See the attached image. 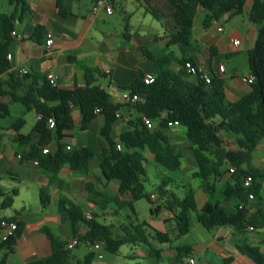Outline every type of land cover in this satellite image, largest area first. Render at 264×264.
I'll use <instances>...</instances> for the list:
<instances>
[{"label":"trees","instance_id":"1","mask_svg":"<svg viewBox=\"0 0 264 264\" xmlns=\"http://www.w3.org/2000/svg\"><path fill=\"white\" fill-rule=\"evenodd\" d=\"M249 1L253 3L249 18L257 33L254 46L247 53L249 70L255 77L247 95L230 101L223 79L210 74L208 83L197 74V80L191 82L161 66L154 73L153 83L146 84L144 75L138 74L129 86L123 88L132 95H139L138 102L120 104L113 101L108 91L98 84L95 75L101 72L96 68L86 70L84 87L71 90L53 87L45 75L11 73L4 79L10 68L8 55L12 45L14 22L20 11L23 13L28 10L25 0H10L12 5H17L14 12L10 15L0 14V97L9 96L22 103L29 112L34 111L41 115L39 122L47 129L24 157L36 162L49 174L50 184L58 182L56 177L64 167L87 174L90 162L95 157L98 158L106 182L117 184L119 197L114 200L116 210L129 207L135 213V202L147 199L153 203L150 195L145 193L147 159L144 152H149L153 161L166 170L175 172L181 167L180 158L170 149L167 134L172 127L169 124L178 122L179 126L186 130V139L198 167L195 176L205 183L204 191L208 198L206 205L200 210L192 188L188 189L182 199L175 200L173 204L178 212L173 213L177 221L178 236L184 237L190 233L192 214L196 215L197 221L208 231L217 227H232L237 233L246 234L249 226L255 230H264V172L251 166L254 153L264 140V0H167L178 28L171 35L169 44L192 43L194 21L199 8L208 12L201 22L207 29L211 22L227 14L242 15ZM57 2L62 12L61 0ZM153 15L157 16L155 13ZM40 29L41 27L37 28ZM167 59L160 60V63L166 62ZM187 62L192 63L188 59L182 60L184 66ZM24 84L27 90L23 94L17 93L18 88ZM124 108L130 109L134 118L129 121V129L119 136L117 141L122 144L123 149L118 150V142L112 138V133L118 120L116 115ZM73 109L80 112V130L83 132L89 131L92 122L97 118L96 109L101 110L105 124L100 135L107 144L104 150L93 152L86 146L69 148L65 143L67 133L75 129ZM9 115L8 105L0 102V120ZM143 116L159 121L158 125L148 128L142 120ZM50 119L54 120L53 128H50ZM24 125L25 120L20 118L13 124L12 129L18 132ZM2 139L0 128V142ZM19 139L24 137L20 136ZM229 139H232L234 150L228 149ZM52 142L56 143L55 152L42 154ZM226 175L229 178L223 190V201L231 204V210L222 205L217 197L219 183ZM248 176L253 177V182L250 187H245L244 180ZM165 187V184L159 187L161 197L164 196ZM12 194L17 195V191L14 190ZM126 195H130V200L121 199ZM250 195L253 199H250ZM13 201L12 196H8L0 188V210L12 206ZM39 201L43 209L49 207L50 185L40 188ZM90 202L98 205L93 199H90ZM57 208L60 213L69 217L73 235L79 238L80 243L94 246L100 242L103 243L105 251L117 255L124 245L139 241L133 240V237H139L145 242V223L134 227L135 234L123 229L125 237L116 239L113 225L99 222L97 216L91 220L86 219L84 207L66 196L59 198ZM158 209H152L151 213H159L156 212ZM3 221L16 224V229L11 235L0 239V264H9L25 224L17 220V215L10 218L0 217V238ZM83 227L86 231L81 233ZM41 232L50 242L51 254L27 264H70L72 250L67 249L48 227H43ZM156 236L161 242L168 241V235L156 232ZM237 247L252 264H264V246L247 244ZM175 251L179 264H185L184 259L194 255L193 246L178 247ZM96 257L97 254L90 251L78 264H92ZM233 261L234 258L230 257L224 259L223 264H231Z\"/></svg>","mask_w":264,"mask_h":264},{"label":"crops","instance_id":"2","mask_svg":"<svg viewBox=\"0 0 264 264\" xmlns=\"http://www.w3.org/2000/svg\"><path fill=\"white\" fill-rule=\"evenodd\" d=\"M8 1L10 10L5 14L10 15L17 5H12L10 0ZM25 2L28 10L18 13L13 30V32L22 34L23 38L20 40L11 34L12 45L8 55L10 56L8 58L10 68L4 75V79L11 73L23 75V70L27 71V74L45 76L53 74L57 78L59 87L71 90L75 87H84L86 85V70L96 68L101 74L95 75V79L116 102L123 93V88L129 86L138 74L154 75L161 66L181 78L195 82L197 75H189L182 63L183 59H188L200 74H212L223 79L227 98L230 101H236L251 91V86L243 81L244 77L251 74L250 70L245 74L228 73L226 62L220 58V56H224L226 60L232 59L241 52H248L253 48L257 30L249 18L253 4L251 1L246 4L242 14L247 15L248 18L227 14L219 20L211 22L207 29L202 26L201 22L208 12L199 8L194 21L193 39L190 45L169 44L171 35L178 28L167 0H110L109 3L114 8L112 14H108L104 10L93 14L92 7L95 0H61L62 12L59 10L57 0H25ZM118 9L123 14V20L115 16ZM153 13L157 16L155 17ZM229 24L232 25L229 26ZM116 25L119 26L118 31ZM238 25H240L239 29L235 28ZM38 27L41 29L37 30ZM219 27L223 29L221 32L218 31ZM48 31L55 35V47L51 53L47 52L45 46V34ZM236 39L241 41L237 48L233 45V41ZM164 58L168 59L161 64L160 60ZM221 66L224 67V71L220 70ZM26 90L27 87L24 84L18 88L17 93L23 94ZM0 102L8 105L9 117L13 111L24 114L23 110L17 106L19 104L28 113H33L32 119L34 120V124L31 125L27 115L21 117L25 120V125L18 132L12 129L14 123L7 127L0 126L3 134V139L0 142V188L8 196L11 195L10 191L6 190L7 188L12 193L16 190L17 195L13 196L24 199L30 193H36L39 197L40 188L50 185L51 203L47 209L42 208L44 214L39 220L28 223L17 214V220L24 222L25 227L16 246L18 253L15 249L16 254L12 255L15 257L10 259L9 264H27L51 254L50 242L41 232L43 227H48L66 246L75 238L69 217L58 211L57 203L60 197L66 196L76 204L83 206L85 214L91 213L92 217L97 216L98 218L101 216V212H97L99 211L97 205L91 203L90 199L95 200V196L100 194L99 197H102L104 202L103 208L100 210H104L108 208V202H114L119 196L117 184L106 182L96 157L90 162L87 174L64 167L56 177L58 182L50 184L49 174L36 162L24 157L27 151L37 144L47 129L39 122L38 115L34 111L29 112L22 103L9 96L0 97ZM119 114L120 118L114 124L112 133V138L116 141L124 131L129 129V121L134 118L130 109L124 108ZM72 116L75 129L68 132V137L64 140L69 148L86 146L93 152H100L107 147L105 140L100 135L101 128L105 124V119L101 114L92 122L90 130L84 132L80 130L79 110L73 109ZM158 123L159 121H154V126H157ZM167 134L170 139V149L181 161L180 169L175 171L178 179H168L163 182L166 185L163 190L164 196L161 197L162 202L156 207L159 208L156 211L159 213L154 215L151 213L150 218L143 222L146 224L145 228L143 227L145 242L143 243L140 238L133 237V240L139 241L126 244L130 246L131 251L125 255L120 251L117 254L124 259L138 260L137 262L145 260L149 262L148 264H161L164 261H166L165 264H179L176 260V248L192 245L179 244L178 226L173 213L178 212V209L173 203L176 199H182L189 188L195 192V201L199 210L208 201L204 191L205 183L201 179L197 185L190 184L186 180H191L190 175L193 179H198L195 176L198 167L186 139V130L181 126H172ZM20 136H23L24 139H19ZM228 141V149L234 150L232 139ZM260 145L254 153L251 163L252 167L259 169L261 168L255 161L256 156L263 155L264 161V149L260 150ZM46 149L48 153H54L56 143L52 142ZM150 158L153 160L151 154ZM254 161L256 166L253 164ZM4 175H7L10 180H4ZM228 178L229 176L226 175L221 179L217 197L222 205L231 210V204L223 201V190ZM262 183V195L264 196V179ZM108 188L115 192L113 197L109 196ZM152 195H155L156 199H151ZM121 199L128 201L130 195ZM150 199L157 202L158 194L151 193ZM138 202L134 203L135 213L138 212L136 207ZM116 213H110V215L119 216V213H117L118 215ZM194 217L196 215L192 214V221ZM127 219L130 217L128 216ZM110 225L114 226L116 239L125 237L123 229L128 230L127 227L113 223ZM130 226L132 229L134 228L131 223ZM153 230L168 235V241L161 242L158 238L150 237L149 232ZM55 231L59 234L57 235ZM85 231L86 228L83 227L81 233ZM206 231L210 236L206 237L205 241L193 246L194 255L190 256L195 257L201 264H209L206 261L207 255L211 259L220 257L223 260L233 257L234 261L231 264H252L251 260L239 251L238 247L235 249L230 246L231 242H238L237 246L238 244L264 246V230L251 232L247 229L246 234H239L233 228L217 227L210 231L206 229ZM5 236L2 232L0 239H4ZM227 245L231 250L227 248ZM87 246L88 253L93 251L91 246ZM94 252L97 257L92 264H112L98 262L105 259L104 247ZM99 254H102L101 259L98 257ZM73 255L70 264H78L81 260H77ZM187 259H184L185 263Z\"/></svg>","mask_w":264,"mask_h":264},{"label":"rangeland","instance_id":"3","mask_svg":"<svg viewBox=\"0 0 264 264\" xmlns=\"http://www.w3.org/2000/svg\"><path fill=\"white\" fill-rule=\"evenodd\" d=\"M10 10L9 7V1L8 0H0V12L1 13H8V11ZM142 10V9H141ZM116 17H118L119 19L123 20V14L121 13V11L118 9V11L115 14ZM248 18L247 15H241L240 18ZM233 23V22H231ZM232 24H229V26ZM117 31L119 29V26L116 25L115 26ZM240 27V25L235 26V28ZM197 31V30H196ZM247 51L241 52L240 54L236 55L235 57H233L232 59H227L224 56H220L221 60L226 62L227 64V68H228V73H238V74H245L249 71V67H248V61H247ZM17 106L19 108H21L24 112V114H19L17 111H13L12 115L8 118L2 119L0 120V126H9L12 125L13 123H15L18 119H20L21 117H24V115H27L29 120H30V124H34V120L32 119L33 113H28L24 107L22 105L17 104ZM260 150L264 149V141L262 142V145H260ZM144 156L147 159V162L145 163V171H146V177H145V193L147 195H150L151 193L156 192L158 194V201L157 202H153L150 203L147 199H142L140 200L136 207H137V211L136 213H133L132 210L129 207L123 208L121 210H116L117 206L114 202H108L107 203V207L104 210H100V206L104 205L103 202V198L102 197H96L95 201L98 204L97 205V212H101V216L97 218V220L103 224L106 225H110V224H118V225H124L125 227H127L128 231H130L132 234H135V228H131V225H134V227H136V225L138 224H142L145 220L149 219L151 216V209L156 208L162 201H161V195L159 193V187L162 186L164 181H167L168 179H173V180H177L178 179V175L176 172H171L168 171L166 169H164L163 167H161L160 165L156 164L151 158H150V154L149 152L145 151L144 152ZM258 156V155H257ZM255 158V161L257 164H259L260 168L262 169V171L264 172V161L262 159V156H258ZM254 161V165L256 166L257 164ZM190 179H186L188 180V183L193 184V185H197L201 182V180L198 178L193 179L190 175ZM4 180H10L9 177L7 175L3 176ZM7 191H10L9 194L12 196L14 203L12 206L6 208V209H1L0 210V217L3 218H10L13 216H16L17 214L26 222L28 223H32L34 221H37L41 218V216L44 214V212H42V207L39 201V197L36 193L33 194H27L25 196L24 199L21 198H16L15 196H13L12 191L8 190V188L6 189ZM107 192L109 194V196L113 197L115 192L113 191V189L108 188ZM119 213V216H111L110 213ZM116 213V215H118ZM130 217V219H127V217ZM111 217V218H110ZM105 220H104V219ZM193 227L191 229V232L184 236V237H180V241L179 244L180 245H187V244H191L192 246L197 245L198 243H201L203 241H205L208 237L210 236L209 233L206 231V229L197 222L196 217L193 218ZM145 228V227H144ZM226 229L228 228H232V227H225ZM251 232H255L251 231ZM55 233H57V235L59 234L58 232L55 231ZM212 234V233H211ZM150 237L153 238H157L156 236V232L153 230L151 232H149ZM43 238H45V236L43 235ZM137 239L139 237H136ZM237 243L238 242H231L230 246L232 248L237 249ZM239 245V244H238ZM242 246V245H239ZM154 247H156L154 245ZM227 248L229 249L228 245ZM231 250V249H229ZM130 246L129 245H125L121 248L120 252L125 255L126 253L130 252ZM16 253H18V249H16ZM15 253V254H16ZM88 253V246L84 243H80V245L74 250V252H72V254H74L73 256L77 259V260H83L85 258V256ZM105 255V259L103 261H98V262H109L112 264H137L140 262V264H148V261L145 260H140L139 262L135 261V260H130V259H124L122 256L120 255H115V254H111L108 253L107 251L104 252ZM15 256H11V260L14 259ZM206 261H208L209 264H223V259H220V257H213L212 259L209 258V256L207 255L206 257ZM166 261H164L161 264H165Z\"/></svg>","mask_w":264,"mask_h":264},{"label":"built area","instance_id":"4","mask_svg":"<svg viewBox=\"0 0 264 264\" xmlns=\"http://www.w3.org/2000/svg\"><path fill=\"white\" fill-rule=\"evenodd\" d=\"M110 0H95L93 7H92V13L96 14L98 11L100 10H104L106 13L108 14H112L114 11L113 6L109 3ZM223 29L221 27L218 28V31L221 32ZM12 35L18 39H22L23 35L22 34H18L16 32H12ZM241 44V41L239 39H236L233 41V45L237 48L239 47ZM45 46L47 49L48 53H51L55 47V35L53 34V32L48 31L45 34ZM10 56H8L9 58ZM185 69L187 71V73L189 75H201L202 78L204 80H206V82H210V77L209 75L206 74H200L199 71L197 70V68L190 62H187L185 64ZM221 71H224V67L221 66L220 67ZM22 74H27V71L23 70ZM49 82L51 83V85L53 87H59L57 78L53 75V74H49L47 76ZM155 76L153 74H146L144 75V81L146 84H151L154 82ZM255 80V77L250 74L247 77L243 78V81L245 83H247L248 85H251ZM140 100V96L139 95H132L129 91H123V93L117 98L116 103H120V104H134L136 102H138ZM96 114L99 115L101 114V110L100 109H96ZM117 118H120V114L116 115ZM38 119L41 120V115H38ZM142 120L145 122V124L147 125L148 128H153L154 126V120H150L149 118L143 116ZM49 124H50V128H53L55 123L53 119L49 120ZM170 126H179L178 122H175L174 124H169ZM117 149L118 150H122L123 146L121 143L117 144ZM44 153H48V150L45 148L44 149ZM232 172L234 170H231ZM253 182V177L252 176H248L245 178L244 180V186L245 187H250L251 184ZM151 199H156L155 195L151 196ZM250 199H253V196L250 195ZM93 217L91 215V213H87L86 214V219L91 220ZM2 227H3V233L6 235L5 238L9 235L12 234V232L16 229V224L15 223H7L5 221L2 222ZM248 229L250 231H254L255 229L252 226H249ZM80 244V240L78 237H75L67 246V249L69 250H74L78 245ZM104 245L103 243H96L94 246H91L93 251H99L101 248H103ZM98 257L101 259L102 258V254H99ZM185 264H201L200 262H198V260L195 257H188L187 261Z\"/></svg>","mask_w":264,"mask_h":264}]
</instances>
